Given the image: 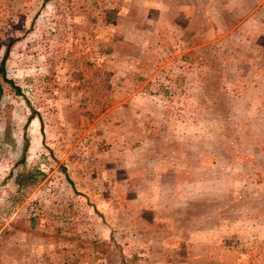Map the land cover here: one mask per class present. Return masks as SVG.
Returning a JSON list of instances; mask_svg holds the SVG:
<instances>
[{"label": "rangeland", "instance_id": "374dc122", "mask_svg": "<svg viewBox=\"0 0 264 264\" xmlns=\"http://www.w3.org/2000/svg\"><path fill=\"white\" fill-rule=\"evenodd\" d=\"M6 50L0 264H264V0H0Z\"/></svg>", "mask_w": 264, "mask_h": 264}, {"label": "trees", "instance_id": "16d2710c", "mask_svg": "<svg viewBox=\"0 0 264 264\" xmlns=\"http://www.w3.org/2000/svg\"><path fill=\"white\" fill-rule=\"evenodd\" d=\"M7 54V50H6V53L4 54V58L1 60L0 62V76L4 79V80H7L6 77H5V72H4V62H5V56ZM11 82V81H9ZM15 89H17V87H14Z\"/></svg>", "mask_w": 264, "mask_h": 264}]
</instances>
